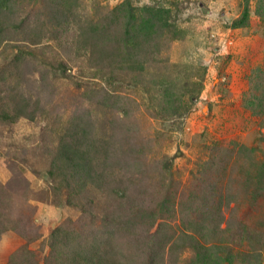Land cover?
I'll return each mask as SVG.
<instances>
[{
	"label": "rangeland",
	"instance_id": "obj_1",
	"mask_svg": "<svg viewBox=\"0 0 264 264\" xmlns=\"http://www.w3.org/2000/svg\"><path fill=\"white\" fill-rule=\"evenodd\" d=\"M10 7L3 15L12 26L0 28V85L21 88L35 119L0 122V185L7 198L21 191L18 201L30 191L25 211L41 234L30 245L39 263L53 229L71 222L79 230L82 212L71 205L95 191L78 178L55 192L72 175L52 161L59 131L77 115L91 122L102 160L104 148L110 164L134 154L131 177L106 190L127 192L131 220L138 206L166 213L172 224L159 242L188 225L201 226L197 239L204 225H219L225 232L209 241L233 248V264H264V123L250 106L253 94L264 96V0H15ZM244 14L248 22L235 26ZM146 16L154 26L144 33L138 25ZM92 38L106 54L94 55ZM212 158L222 163L219 177L201 172ZM168 196L169 209L161 201ZM25 243L18 232L4 234L0 264ZM173 254L166 264L196 256L189 242Z\"/></svg>",
	"mask_w": 264,
	"mask_h": 264
},
{
	"label": "trees",
	"instance_id": "obj_2",
	"mask_svg": "<svg viewBox=\"0 0 264 264\" xmlns=\"http://www.w3.org/2000/svg\"><path fill=\"white\" fill-rule=\"evenodd\" d=\"M13 1L15 0H0V28L4 27L2 22H6V30L12 26L7 16L5 21L3 12L6 9L11 10L9 8H11L10 4ZM58 6L64 11L61 12L64 14L66 11L65 5ZM75 9L73 8V10ZM70 12H72V9L66 14ZM151 13L153 11L149 9L148 14ZM145 18L138 25L144 33L149 31L150 26L151 28L154 26L152 22L153 17L148 18L146 16ZM247 22V15L244 14L240 20L235 22V26L240 27ZM22 24L23 21L16 27H21ZM135 32L136 30L133 29L128 34L131 39L134 38ZM139 33L138 31L137 36L140 35ZM30 42H34L33 39ZM35 42L38 43L37 40ZM2 43L3 41L0 40V46ZM98 47L100 48L99 43L92 38L90 48L94 52V55H99L101 52L106 54V51ZM128 63L129 61L125 62V65ZM128 69H130L129 65ZM19 89L21 90V88ZM19 89L15 87L5 88L0 85V122L16 123L21 118H28L34 121L35 114L29 113L31 104ZM250 106L258 113L264 123V96L260 97L253 94ZM36 110L34 109L35 112ZM90 128H92L91 122L86 120V117L79 118V116L74 115L70 123L59 131L61 135L56 145L55 158L53 157L52 161L55 163L54 167L56 170L68 168L72 170V175L58 181L57 186L60 191L55 192H61L64 186L69 188V185L78 178L86 185L91 186L95 191H88L89 194L86 195L88 197L85 203L81 204L76 201L71 205L80 207L82 212L80 220L77 223L79 230L72 226L71 222H68V224L58 226L51 231L48 239L44 241V244L50 250L48 256L43 259V264H131V262L135 264H166L170 260V257L174 256L173 253L182 250L187 242L190 243V247L196 254L191 264L234 263L232 259H235L236 254L233 248L224 244L217 246L214 244V241H209L211 235H214L216 238L217 233L221 234L222 230H217L218 224V226H212V228L204 225L205 227L203 226L200 229V233H202L201 237L204 238V241L202 238L197 239L193 236V231L201 226L193 227L188 225L189 227H186V232H183L184 234H180L177 237L163 234L162 236H165V239L159 242L158 239L163 230L165 231L167 227L171 228L170 225L172 224V222L163 219L166 213L162 214V216H153L152 208L148 205L147 208L138 206L134 210L135 219L131 220L130 215L133 213L134 208L127 209V201L129 200H127V192L116 191V189H111V191L106 190L110 185L118 186L119 183L123 184L131 177L134 171L130 168L131 165L128 159L134 154L127 157V159H119L116 162L111 161L110 164L107 162L109 151L107 148H104V158L102 160V153H98L95 150L97 147L93 141V133ZM104 142L107 144L108 139L102 140L99 144ZM220 149H222L221 154L225 153V155L231 158L236 153L239 154L234 149ZM138 154L140 153L138 152ZM213 157L216 156L213 155ZM249 159L251 160L252 156ZM220 164L222 163L219 162ZM219 165L218 161L212 158L210 162L202 164L201 169L203 168V171L201 172L212 171L219 177L221 173L218 168ZM52 171L50 170V174H53ZM124 171L127 175H123ZM63 183H65L64 186L62 185ZM20 193L21 191H16L13 193V197L7 198L6 188L0 185V240L4 234L18 232L26 241L25 245L11 255L8 264H41L35 252L30 248L32 243L41 238V234L37 232L35 220H33V213L31 219V216H29L31 212L25 211L32 207L29 203V200H31L29 198L30 191H23L18 201L16 198L20 196ZM221 195L224 199H227L226 194H219L218 196L221 197ZM70 196L68 193V198H71ZM100 197L101 199L98 202L97 199ZM109 197L111 205L107 207L106 200ZM142 197L143 199L140 201L144 202L145 194H142ZM8 200L11 204L7 203ZM161 201L163 208L169 207V196ZM136 204L138 203L134 205ZM235 222L243 228L242 221L236 220ZM223 232H225V229H223ZM221 238H218L219 242L223 243L224 240H221ZM159 246L161 250H158ZM168 248L170 253H165ZM175 257L178 259V255H175Z\"/></svg>",
	"mask_w": 264,
	"mask_h": 264
}]
</instances>
